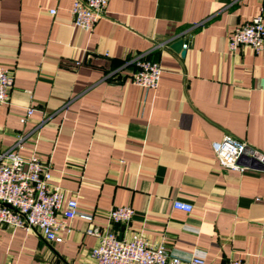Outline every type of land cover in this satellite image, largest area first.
Masks as SVG:
<instances>
[{"label":"crops","instance_id":"obj_1","mask_svg":"<svg viewBox=\"0 0 264 264\" xmlns=\"http://www.w3.org/2000/svg\"><path fill=\"white\" fill-rule=\"evenodd\" d=\"M73 2L0 0L11 78L0 154L19 144L21 157L49 162L64 202L119 239L138 233L204 264H264V171L225 169L213 149L229 135L264 152V48L227 47L262 0H109L91 32L73 26ZM180 40L183 56L171 49ZM136 56L159 64L156 89L130 83ZM119 206L134 210L126 225L109 221ZM69 226L60 244L0 227V264H94L87 224Z\"/></svg>","mask_w":264,"mask_h":264},{"label":"built area","instance_id":"obj_2","mask_svg":"<svg viewBox=\"0 0 264 264\" xmlns=\"http://www.w3.org/2000/svg\"><path fill=\"white\" fill-rule=\"evenodd\" d=\"M109 0H74L70 16L75 28L91 32L105 17ZM54 15L55 10H50ZM227 47L235 51L240 47L261 52L264 48V0L259 13L241 26L235 27L227 38ZM183 49L187 45L183 44ZM133 71L129 77L131 84L145 90L157 88L161 68L158 63L136 56L125 62ZM11 88L9 71L0 65V104L8 102ZM32 109L27 110V116ZM26 118L21 120L22 123ZM19 147V144L15 146ZM15 148L0 154V227L20 228L27 233H35L48 244H60L63 233L70 232L69 222L80 219L87 224L85 234L96 238V245L89 256L94 264H204L199 258L182 259L162 246L149 244L141 234L135 233L128 239H119L108 227L94 223L93 213L80 209L75 199L64 202L63 191L52 187L51 164L37 155L21 157ZM216 161L225 169L235 172L264 171V152L229 135L214 145ZM63 203L65 207H63ZM172 209L190 213L192 206L173 201ZM134 216L130 206H119L108 212L109 221L126 225ZM227 264H246L242 260H231Z\"/></svg>","mask_w":264,"mask_h":264},{"label":"water","instance_id":"obj_3","mask_svg":"<svg viewBox=\"0 0 264 264\" xmlns=\"http://www.w3.org/2000/svg\"><path fill=\"white\" fill-rule=\"evenodd\" d=\"M183 42L180 40L174 44L171 45V49H173L175 52H181V55L183 56L185 52L182 50Z\"/></svg>","mask_w":264,"mask_h":264}]
</instances>
